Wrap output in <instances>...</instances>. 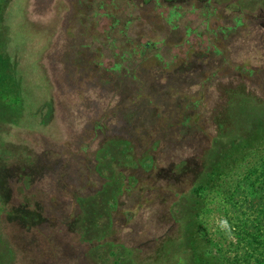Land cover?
Listing matches in <instances>:
<instances>
[{"label":"rangeland","instance_id":"374dc122","mask_svg":"<svg viewBox=\"0 0 264 264\" xmlns=\"http://www.w3.org/2000/svg\"><path fill=\"white\" fill-rule=\"evenodd\" d=\"M56 1L0 0V264H264V98L233 71L217 70L197 102L200 69L147 61L131 81L114 80L106 54L100 65L90 53L76 59L69 42L79 38L61 35L68 5L56 14ZM73 12L69 27L85 19ZM251 56L264 67V54L242 61ZM125 97L119 120L144 129L123 128L116 136L131 142L120 143L110 115L112 99ZM130 143L150 166L123 164ZM189 153L193 178L182 169L173 182L157 179ZM72 163L79 173L57 176Z\"/></svg>","mask_w":264,"mask_h":264},{"label":"flooded vegetation","instance_id":"af4514ba","mask_svg":"<svg viewBox=\"0 0 264 264\" xmlns=\"http://www.w3.org/2000/svg\"><path fill=\"white\" fill-rule=\"evenodd\" d=\"M66 3L69 9L62 37L79 38V45L68 41L77 60L90 53L95 58L92 63L100 65V57L106 54V69L114 80L131 81L148 61L161 70L185 74L200 69L191 78L192 86H200L193 94H198L195 102L204 98L201 87L212 81L217 70L233 71L239 87L244 89L249 83L257 97L264 95L263 65L254 63L256 55L242 61L254 53L264 54V0H57L56 14ZM74 8L85 19L69 27L67 20ZM233 48L236 54L228 56ZM188 110L185 118L197 114L195 106Z\"/></svg>","mask_w":264,"mask_h":264},{"label":"trees","instance_id":"16d2710c","mask_svg":"<svg viewBox=\"0 0 264 264\" xmlns=\"http://www.w3.org/2000/svg\"><path fill=\"white\" fill-rule=\"evenodd\" d=\"M225 91L224 92H222L223 90H221V92H220V96H221V98L223 97V95H221V94H225L226 96L229 94V92L230 91H232L233 89L232 88H225L224 89ZM230 95V94H229ZM127 97H130V102H132V100H133V97H138V95H133L132 96V94L131 95H128ZM127 97H125L123 100H122V102L119 100V99H117V100H115V99H112V101L114 102V105L115 106H113V110L111 111V117L114 119V121H113V123L114 124H117L114 128H113V135H115L116 136V134H120V135H126V133H124V132H126V131H123L122 129L124 128H126L127 126H128V129L130 128L131 130H133L134 132H138V130H140L141 128L142 129H144L143 127H138V126H134V125H131L130 124V122H128V123H124V122H122V121H120L119 120V115L118 114H116V112L118 111V112H123L124 110H127V108H129L130 107V104L131 103H129L128 104V102H127ZM261 97H263L264 98V95L262 94V96ZM261 97H259V98H261ZM135 99V98H134ZM82 100H86L85 99V96L84 95H81V92L79 93V94H76V100L75 101H79V102H81ZM69 101V100H68ZM67 101V102H68ZM68 104H69V102H68ZM71 108V107H70ZM68 106H67V109H70ZM219 110L213 115V122L214 123H216L217 124V126L219 125V121H221L220 119H221V117H222V114L224 113L223 112V108H222V105H221V103H220V105H219ZM71 110V109H70ZM73 110V109H72ZM128 110H130V109H128ZM175 113H176V115L177 116H172V117H174L176 120L181 116L182 117V115H179V112H178V110H175ZM119 117V118H118ZM160 118L161 117V113H159V115L157 114V118ZM118 123H117V122ZM122 123V127H120V125H119V123ZM130 125V126H129ZM121 128V129H120ZM121 130L123 131V133H121ZM146 132V131H145ZM188 135H190V134H188ZM188 135H186V137H179L178 139L180 140V141H183V140H185L187 137H189ZM126 137V136H125ZM116 138H119L118 140H119V142L120 143H122L121 141L123 140H129L128 138L127 139H122L121 138V136H116ZM146 138H148L147 136H146ZM155 138V137H154ZM190 138V137H189ZM110 140H112V139H110ZM147 140H149V138L147 139ZM157 139L155 138V140H153V141H156ZM187 140H189V139H187ZM190 140H192L191 138H190ZM130 141V140H129ZM110 142V141H109ZM107 143V144H104L103 146H105V148L106 147H108V146H111L112 144H111V142L110 143ZM119 142H118V144H119ZM131 142V141H130ZM102 148V147H101ZM132 148V145H131V143H130V145H129V150ZM196 147H195V143H192L191 144V146L189 147V149H190V152L193 150V149H195ZM100 149V148H99ZM180 149V148H179ZM194 152V151H193ZM196 152V151H195ZM163 154H165V153H163ZM193 155L194 154H192V153H189V156L187 157V163H185V162H182V161H180L179 163L178 162H171L170 164H169V162L165 165V166H168L167 167V169H170L169 171H167V170H165V168H164V170H162V172H161V175H160V177H157V179L159 178V179H163L164 181H167V182H173V181H175V179H176V177H178L179 175H182L183 173H185L184 171H186L187 170V172L189 171V175H192V178H193V176L196 174V167L197 168H199V163L198 164H196V159H195V157H193ZM172 156V155H171ZM171 156H170V158H171ZM201 156V155H200ZM199 156V157H200ZM203 156H204V154H203ZM186 156L184 155V158H185ZM203 159V158H202ZM182 160H183V158H182ZM136 162H138L139 164H141L142 163V165H146V164H149V166L152 164L151 162H152V160H151V157H149V156H147V157H145V156H142V157H134L133 155H132V152H131V150H130V163H127L126 161H123V164L125 165V164H129V165H132V163H136ZM182 162V163H181ZM176 164H178V168H179V170L178 171H173L169 166H172V165H176ZM181 164V166H179ZM73 165H74V163H72L71 165H66V167L67 168H65V170H63V171H61V172H59V171H57L58 172V174H57V176H59V177H63V176H70V175H75V174H77V173H79L78 172V170H77V167H76V165L74 166L75 167V169H70V168H68V167H70V166H72L73 167ZM135 165V164H134ZM71 167V168H72ZM185 167L187 168V169H185ZM182 169H184V171H181ZM194 170V171H193ZM193 172V173H192ZM70 174V175H69ZM83 174V173H82ZM165 174L167 175V176H165ZM165 176V177H164ZM67 182V181H66ZM58 183V182H57ZM68 183V182H67ZM66 186H68V185H66ZM70 197V196H69ZM74 197H78V196H74ZM52 203V202H51ZM21 212H24L23 210H21V209H19L18 210V213H21ZM155 239V241H157L158 242V244L156 245V247L157 246H159V245H163V247H164V245H165V243H163V241L165 240L164 239V235H162V233H157V235H156V237L154 238ZM140 243H143V241L141 242L140 241ZM135 247V246H134ZM135 249V248H134ZM132 250V249H131ZM132 251H135V250H132ZM138 252V251H137ZM151 255V254H150ZM248 264V263H247Z\"/></svg>","mask_w":264,"mask_h":264}]
</instances>
